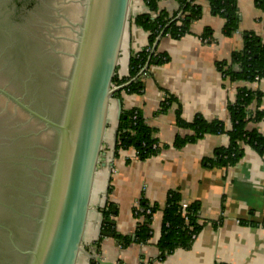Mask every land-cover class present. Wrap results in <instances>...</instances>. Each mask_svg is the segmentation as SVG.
<instances>
[{
  "label": "crops",
  "instance_id": "1",
  "mask_svg": "<svg viewBox=\"0 0 264 264\" xmlns=\"http://www.w3.org/2000/svg\"><path fill=\"white\" fill-rule=\"evenodd\" d=\"M196 3L202 12L191 24L189 34L178 39L157 38L153 50L167 60L143 67L139 76L141 91L117 93V89L110 99L76 264H92L95 251L101 261L111 264H264V151L259 153L244 146L235 164L221 166L216 161L218 152L228 146L225 134H205L193 143L173 145L177 136L184 138L191 134L175 124L174 113L178 107L186 122L200 116L208 121L221 120L229 128L227 107L235 101L237 88L245 87L261 92L257 108L264 109V79L252 83L230 82L218 68L222 62L228 64L232 54L241 50L243 33L264 37V10L254 0H236L238 28L232 36H225L224 20L211 13L206 0H196ZM158 9L171 15L178 10V3L161 0ZM145 12L147 8L142 0H130L129 25L120 54L122 61L118 62L115 72L118 79L128 76L129 57L148 44V34L133 24V18ZM204 28L212 31L210 43L201 41ZM167 95L174 102L167 112L161 113L159 109ZM118 100L122 109L140 110L155 130L160 145L157 154L138 160L129 150L113 157ZM246 128L264 136V121L250 122ZM170 192H177L186 206L199 205L200 229L188 249L177 248L159 259L156 244L161 234V208ZM141 199L159 206L152 215L151 238L146 243L120 248L109 236L96 242L107 203L112 206L111 222L116 232L129 236L137 226L133 209Z\"/></svg>",
  "mask_w": 264,
  "mask_h": 264
},
{
  "label": "rangeland",
  "instance_id": "2",
  "mask_svg": "<svg viewBox=\"0 0 264 264\" xmlns=\"http://www.w3.org/2000/svg\"><path fill=\"white\" fill-rule=\"evenodd\" d=\"M89 2L25 0L16 10V0H0V260L7 264H28L58 137L17 102L59 120Z\"/></svg>",
  "mask_w": 264,
  "mask_h": 264
},
{
  "label": "trees",
  "instance_id": "3",
  "mask_svg": "<svg viewBox=\"0 0 264 264\" xmlns=\"http://www.w3.org/2000/svg\"><path fill=\"white\" fill-rule=\"evenodd\" d=\"M147 12L136 15L133 24L148 34V44L139 52L131 55L128 59L127 74L125 78L118 79L115 75L112 83L120 86L128 81L130 83L121 90L127 93H138L142 89L139 79L140 72L148 62L149 64H161L167 60L165 56L153 50V45L160 36H169L174 39L181 38L190 33L191 24L200 18L201 7L196 0H176L178 10L169 15L158 9L161 0H142ZM212 14L224 20L222 33L225 36H232L238 28L239 14L236 0H206ZM25 0H16L18 10ZM256 6L264 10V0H254ZM201 41L210 43L213 40L210 28H204L201 34ZM9 45L10 42H8ZM21 58L23 49L20 50ZM223 77L230 82L245 81L252 83L255 78L264 79V37L251 32L242 34V48L234 52L231 61L227 64L222 62L218 66ZM262 94L259 91L249 88H237L235 101L227 107L229 116V128L218 119L205 120L196 117L191 122H186L181 117L180 107L175 110V124L188 129L191 134L181 138L176 137L173 145L181 147L187 143H193L205 134H225L228 137V146L218 152L216 163L221 166L235 164L243 154L244 146L252 147L261 153L264 151V136L256 130H248L246 125L250 122L264 121V109H258ZM174 102L172 96L167 95L163 100L159 112L164 113ZM256 106V107H255ZM160 145L155 136V130L150 127L138 109H122L117 123L113 157H117L123 151L132 150L135 158L145 160L158 153ZM109 189V188H108ZM181 198L177 192H170L164 206L161 234L157 241L159 259H163L177 248L188 249L195 235L200 229L198 223L199 205L192 203L186 206L183 214ZM149 209L150 214L145 210ZM159 209L156 204H148L145 200L139 201V207L133 209V215L138 219L137 226L132 235L118 234L114 228V213L112 206L106 204L103 211L101 226L102 238L105 233L112 234L113 239L120 248H125L131 243L144 244L151 238V218L153 213Z\"/></svg>",
  "mask_w": 264,
  "mask_h": 264
},
{
  "label": "water",
  "instance_id": "4",
  "mask_svg": "<svg viewBox=\"0 0 264 264\" xmlns=\"http://www.w3.org/2000/svg\"><path fill=\"white\" fill-rule=\"evenodd\" d=\"M129 6L130 0H90L57 122L17 102L30 116L58 134L42 218L33 247L27 253L28 264H76L109 102L117 89L131 81L112 88L129 25ZM147 65L148 62L144 68ZM120 110L118 100V119ZM101 216L96 242L101 234ZM96 254L95 251L92 264H111L101 261Z\"/></svg>",
  "mask_w": 264,
  "mask_h": 264
},
{
  "label": "built area",
  "instance_id": "5",
  "mask_svg": "<svg viewBox=\"0 0 264 264\" xmlns=\"http://www.w3.org/2000/svg\"><path fill=\"white\" fill-rule=\"evenodd\" d=\"M203 42H207V40H203ZM258 81V79L257 78H255V81L254 82H257ZM112 88H117V86H114V85H112ZM134 154V153H133ZM134 156H135V154H134ZM140 201V200H139ZM139 201L137 202V204H136V206L134 207V208H138L139 207ZM181 206H182V210H183V214H184V210H185V208H186V205H184V204H181ZM145 212L147 213V214H150V210L149 209H147V210H145ZM152 219V218H151Z\"/></svg>",
  "mask_w": 264,
  "mask_h": 264
},
{
  "label": "flooded vegetation",
  "instance_id": "6",
  "mask_svg": "<svg viewBox=\"0 0 264 264\" xmlns=\"http://www.w3.org/2000/svg\"><path fill=\"white\" fill-rule=\"evenodd\" d=\"M0 264H7V263L4 262L3 260H0Z\"/></svg>",
  "mask_w": 264,
  "mask_h": 264
}]
</instances>
